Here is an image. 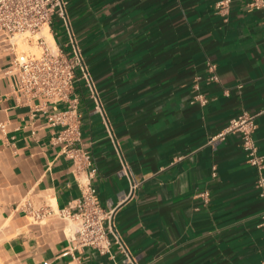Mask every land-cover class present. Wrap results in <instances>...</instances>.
<instances>
[{
	"label": "crops",
	"instance_id": "0c3cea01",
	"mask_svg": "<svg viewBox=\"0 0 264 264\" xmlns=\"http://www.w3.org/2000/svg\"><path fill=\"white\" fill-rule=\"evenodd\" d=\"M221 1L68 0L106 116L76 83V145L90 155L98 200L115 209L137 264L264 263V201L241 135L211 140L243 111L260 112L253 140L264 154V8ZM57 24L51 36L64 45ZM11 44L0 34V264H124L115 245L110 254L71 249L75 223L57 211L81 196L88 169L75 173L53 141L60 127L19 93ZM210 62L216 81L208 80ZM197 91L206 105L191 103ZM25 200L54 214L33 220L16 207Z\"/></svg>",
	"mask_w": 264,
	"mask_h": 264
},
{
	"label": "built area",
	"instance_id": "2783aa9c",
	"mask_svg": "<svg viewBox=\"0 0 264 264\" xmlns=\"http://www.w3.org/2000/svg\"><path fill=\"white\" fill-rule=\"evenodd\" d=\"M244 1L247 10L264 8V0ZM228 2L229 0H223L217 6ZM67 5L68 0H0V34L9 42L13 40L11 47L15 52L11 66L17 74L19 93L34 101V110L46 111L47 123L50 126L60 127L53 141L60 144L61 152L72 160L75 173L79 174L88 169L81 196L73 204L57 211L62 220L75 223V230L70 236L71 249L90 247L100 254H110L111 246L115 245L125 257L124 264H137L113 222L115 209L104 208L98 200L96 188L92 183L96 169L92 165L90 155L76 145L80 140L81 122L76 83H84L94 110L104 121L106 116L88 66L71 31ZM58 22L65 27L68 35L64 45L56 44L55 41L52 45L46 36L41 34L47 27L52 35ZM22 35L29 42L36 36L35 43L40 52L19 51L15 40ZM208 72L209 81L218 79L215 63H208ZM207 102L208 97L199 91L192 96L191 103L204 106ZM59 104L64 106L59 108ZM259 114L260 112L243 111L231 118L211 140L223 139L234 132L240 133L246 162L256 170L255 187L264 201V154L258 151L253 140L255 118ZM120 171L130 179V189L133 192L137 182L131 178L128 166L123 164ZM200 196L206 200L208 192L204 191ZM16 207L38 221L54 214L49 207H36L29 200L17 204ZM261 218L264 225V212Z\"/></svg>",
	"mask_w": 264,
	"mask_h": 264
},
{
	"label": "rangeland",
	"instance_id": "374dc122",
	"mask_svg": "<svg viewBox=\"0 0 264 264\" xmlns=\"http://www.w3.org/2000/svg\"><path fill=\"white\" fill-rule=\"evenodd\" d=\"M55 28H56V30H58L57 33H59L60 32V30H59V24H56ZM35 38H36V36H34L32 38V41L29 42L26 39H24V35L17 37L16 40H15V42L17 43L18 50L19 51H24V52H40V48H38L37 45H36V43H35ZM47 41L50 44H52V45L54 43V42H51L48 39H47ZM67 223H68L69 226H72V222L71 221H67Z\"/></svg>",
	"mask_w": 264,
	"mask_h": 264
},
{
	"label": "bare ground",
	"instance_id": "6f19581e",
	"mask_svg": "<svg viewBox=\"0 0 264 264\" xmlns=\"http://www.w3.org/2000/svg\"><path fill=\"white\" fill-rule=\"evenodd\" d=\"M42 33L46 36V38L48 40H50L51 42H53V39H52V36L50 34V32L47 30V27H45L43 30H42ZM41 33V34H42ZM54 44V43H53Z\"/></svg>",
	"mask_w": 264,
	"mask_h": 264
}]
</instances>
